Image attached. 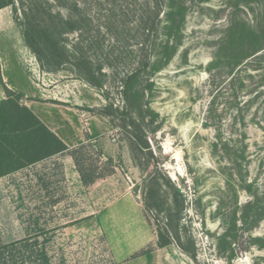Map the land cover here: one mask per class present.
Here are the masks:
<instances>
[{
    "label": "rangeland",
    "instance_id": "374dc122",
    "mask_svg": "<svg viewBox=\"0 0 264 264\" xmlns=\"http://www.w3.org/2000/svg\"><path fill=\"white\" fill-rule=\"evenodd\" d=\"M9 1L0 25L39 51L18 69L69 151L10 174L0 154V264H264V0ZM82 146L113 173L83 185Z\"/></svg>",
    "mask_w": 264,
    "mask_h": 264
},
{
    "label": "trees",
    "instance_id": "16d2710c",
    "mask_svg": "<svg viewBox=\"0 0 264 264\" xmlns=\"http://www.w3.org/2000/svg\"><path fill=\"white\" fill-rule=\"evenodd\" d=\"M59 4V6L64 7L67 6L70 10L77 11L79 4L77 0H55ZM145 0H124L125 7L127 8V13L134 14L139 11L140 8L145 6ZM85 8L91 7L92 3L95 0H82L81 1ZM110 0H102V3H105L107 6H113V3H109ZM148 2V0H147ZM160 1H155L153 5V10L159 13L161 6L158 4ZM13 2L10 0L9 5ZM97 5L100 6L101 2L96 1ZM149 4V3H148ZM7 5L0 6L4 7ZM176 6L172 3L168 6L169 11H172ZM68 10V9H67ZM72 12V11H71ZM83 13H87L85 9ZM114 16L115 13L113 12ZM165 14V13H164ZM73 19L69 17L65 19V23L70 28H73L71 25L74 23ZM84 22V20H83ZM150 24V26L148 25ZM27 26L30 29L38 30L40 25H35L32 21L27 22ZM153 28V21L148 19L146 21L145 29L150 31ZM171 31L170 26L167 28ZM110 31H112L110 29ZM23 40L27 48L34 54L35 58L38 62H41L39 51L34 48V43L26 40V31L21 32ZM137 72L130 73L123 84V94L125 96L128 95V88L130 84L134 81ZM6 98L0 101V154L3 155L5 161H9L10 164H13V168L4 172V174L14 173L15 171L24 168L26 166L35 165L39 162H43L47 159H50L59 154H63L69 151V147L51 130H49L40 120L39 118L25 105H23L20 101L24 98V95L18 92H13L5 88ZM71 158L73 159L74 166L76 171L79 174L80 180L83 185L88 186L93 184L99 179H103L113 173V171H107L104 173L99 172L97 167L89 161L88 158L85 157L86 152H84V147L81 149H74L71 153ZM3 173L0 172V177L4 176ZM179 194V193H178ZM166 232V236L170 238L173 236L172 234H168ZM163 236L158 235L157 242L155 244L158 248H163L171 244L169 239ZM173 238V237H172ZM152 253V245L147 246L136 252L133 255V258L148 256ZM194 259L196 256L191 255Z\"/></svg>",
    "mask_w": 264,
    "mask_h": 264
},
{
    "label": "crops",
    "instance_id": "0c3cea01",
    "mask_svg": "<svg viewBox=\"0 0 264 264\" xmlns=\"http://www.w3.org/2000/svg\"><path fill=\"white\" fill-rule=\"evenodd\" d=\"M23 42L21 32L16 25H0V101L6 98L5 88L23 94L26 99L23 100L25 106L67 145L65 141L69 139V136L66 134L65 129L61 128L59 118L54 117L47 111V108L54 110L57 109V106L45 107L47 104L41 105L33 101L32 99L39 96L38 94H41L43 89L41 87L39 89L33 88L28 76L18 69L17 63L22 61L21 59L27 60V55L25 52L23 53L24 50L26 51V45ZM18 74H21L22 77H18ZM127 222L131 224V231H133L136 227L133 218H130ZM126 252H130L129 248L126 249Z\"/></svg>",
    "mask_w": 264,
    "mask_h": 264
}]
</instances>
